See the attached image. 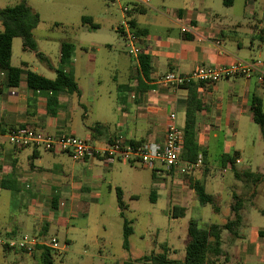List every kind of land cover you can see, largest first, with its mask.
<instances>
[{"label": "crops", "instance_id": "0c3cea01", "mask_svg": "<svg viewBox=\"0 0 264 264\" xmlns=\"http://www.w3.org/2000/svg\"><path fill=\"white\" fill-rule=\"evenodd\" d=\"M44 1L55 6L62 5L64 11L70 3L88 2ZM105 1V11L97 17L109 19L113 15V6L117 5L120 14L115 20V29L122 37L118 29L126 17L122 0ZM176 1L179 3L151 0L149 5L142 7L137 5V0L128 1L131 3L126 4L130 6L128 17L140 36L142 54L150 57L151 68L145 75L140 63L125 48V55L130 58L128 72L121 81L117 73L113 75L114 85L108 90L101 91L98 86L101 79L93 75L88 77L86 87L81 86L75 73L76 45L68 40L59 41L61 67L58 68L72 71L80 93L71 90L58 93V104L53 114L48 109L49 96L53 95L51 90L33 91L25 74L16 86H7L6 83L9 66L24 67L50 79L56 77L57 67L42 52L46 57V60L41 59L45 66L25 59L14 62L12 43L10 55L0 68V127L24 125L52 134H73L88 139L97 148L106 147L115 139L160 143L165 139L171 112H176L178 126L185 129L189 93L193 89L204 104L196 111V139L202 164L196 166L194 162L183 159L176 169L167 170L161 167L164 166L161 162H157L153 173L158 179L155 185L165 188L170 214L176 218L185 216L193 205L206 204L199 197L196 184L203 186L214 197L218 206L215 212H220L218 201L222 191L219 187L223 178L232 173L235 182L228 191L229 220L236 218L233 208L237 205L239 222L234 232L222 231L223 253L212 257L209 264H264V237L259 234V230L264 228V197L259 202V195H264V165L258 163L264 157V124L255 121L253 109V100L257 99L264 113V81L237 73L214 84L195 80L193 84L178 89L155 84L159 76L175 69L191 73L202 65L217 67L264 61V0H242L239 10L235 9L237 0H222L226 8L224 12H218L213 4L202 5L200 0ZM28 3L41 18L39 9L34 8L31 0ZM62 15L69 14L65 12ZM84 16L92 18L93 22L95 20L94 15L80 13L81 22ZM60 22L66 27L72 24L66 19ZM97 25L98 30L100 25ZM184 26L190 27V31L183 33ZM82 27L96 30L83 22ZM63 41L74 44V52L66 59L61 56ZM87 42L102 44L96 38H90L89 41H80L79 48H87L83 45ZM99 46L97 50H100ZM91 57L94 58V55ZM47 71L54 72V75H47ZM101 97L105 99L102 102ZM95 105L102 114L95 123L88 124V106L94 108ZM28 148L32 149L30 153ZM43 151L54 156L48 166L43 165ZM61 153L71 157L67 152H52L41 147L19 148L8 143L0 144V188L14 189L24 207L21 217L11 219L4 228L0 227V239L27 234L37 237L40 242H47L51 228L54 227L56 232L65 228L68 232L74 227L72 219L78 215L86 216L90 202L100 199L105 173L113 172L115 162L111 165L96 157L84 160L71 157L74 163L69 166L64 158L57 157ZM118 162L141 165L137 162ZM103 164L109 167H103ZM108 187L111 189L112 185L109 183ZM118 187L124 198L122 187L114 186L115 190ZM210 187L212 191L208 189ZM151 195L156 201L159 196L157 189ZM57 234L51 238L58 241ZM70 242L71 239L66 237L64 253ZM165 246L173 250L169 245ZM40 257L41 250L36 248L28 254L5 251L0 247V264H41Z\"/></svg>", "mask_w": 264, "mask_h": 264}, {"label": "rangeland", "instance_id": "374dc122", "mask_svg": "<svg viewBox=\"0 0 264 264\" xmlns=\"http://www.w3.org/2000/svg\"><path fill=\"white\" fill-rule=\"evenodd\" d=\"M20 1L0 0V7L15 5ZM128 1L122 0V4L124 6L126 4L131 5ZM200 1L202 5L213 4L218 12L226 10L222 0ZM31 2L34 8H38L41 12L40 22L33 32L38 49L50 59L55 67H61L59 41L68 40L76 45L75 73L81 86H87L90 75L101 79V83L98 85L101 91L108 90L114 85L112 76L116 73L119 75L118 79L120 81L124 79L128 72L130 58L125 55L124 40L115 29L120 14L117 5L113 6L112 9V14L117 17L110 15L109 19H103L97 17V15L105 11V0H88L85 4L70 3L67 6L68 8L66 7V11H64L62 5L57 4L55 6V4H50L44 0H31ZM241 2L242 0H237L235 9H240ZM171 3L177 4L179 1L171 0ZM108 4H111V2ZM65 12L69 15L63 16L62 14ZM80 13L94 15V22L99 24L100 28L92 31L84 29ZM62 19H66L72 24L68 27L64 25L55 26V23H61ZM2 29L3 25L0 22V31ZM90 38H96V41L102 44L99 46V44L92 45L91 42H87L83 44L87 48L80 49V41H89ZM13 41L14 62L25 59L36 63V65L45 66L34 51L23 50L22 38L16 37ZM98 46L100 50H97ZM91 55H94V58ZM46 73L47 75H54V72L47 71ZM104 100V98H100V102ZM88 109L89 117L86 122L88 124L95 123L102 111L97 105L94 108L88 106ZM111 115L113 116V113ZM31 150V148H28L27 152L30 153ZM42 155L43 165H50L54 156L44 151ZM57 157L64 158L69 166L74 163L67 154L61 153ZM258 163L264 165V157ZM104 166L106 165L103 164ZM114 166L113 172L106 170V180L101 187V197L97 202L95 200L90 202V208L86 216L78 215L73 218L74 227L68 232L65 228H59L58 232L54 227L49 230L48 242H51L53 234L58 233L57 245L63 249L66 237L71 239L66 253L63 252V255L62 253H54L55 264H115L124 261L145 264V262L139 260L152 253L164 252L165 245H169L173 249L168 251L169 258L182 260L186 253L190 219H198L200 225L206 227L213 223L223 224L230 218V196L228 191L235 182L232 173L223 178L219 187L222 191V197L218 201L221 206L220 212H215L211 203L196 204L189 208L185 216L176 218L170 214V204L166 198L165 188H157L155 185L158 180L153 175L155 170L143 165H124L118 161H115ZM161 167L165 168V166ZM109 183L112 185L111 189L108 187ZM115 185L122 187L124 190L123 199L127 204V207L124 208V217L120 214ZM156 189L159 196L155 201L152 199L151 193ZM208 189L213 190L212 187ZM131 195H135V197L132 198ZM263 197L264 195H259V202L263 200ZM23 208L21 197L14 189L0 188V227L4 228L11 219L21 217L24 214ZM125 219L133 227V233L129 237V248H125L123 245ZM0 247L5 251H10V249L1 245ZM99 249H101V252H99Z\"/></svg>", "mask_w": 264, "mask_h": 264}, {"label": "trees", "instance_id": "16d2710c", "mask_svg": "<svg viewBox=\"0 0 264 264\" xmlns=\"http://www.w3.org/2000/svg\"><path fill=\"white\" fill-rule=\"evenodd\" d=\"M0 22L3 29L0 31V68L10 55L13 39L16 37L22 38V47L24 50L34 51L41 59L46 60V57L38 51V44L34 38V29L40 22V15L34 12L29 5L28 0H21L19 3L7 7H0ZM82 22L87 24L90 29L98 28L92 18L84 16ZM133 25V22H131ZM61 25L55 23V26ZM74 52V44L72 42L63 41L61 44L62 59L71 57ZM26 65V64H23ZM141 70L145 75H148L150 66V57L144 54L140 55ZM56 77L54 79L47 78L34 71L27 70L24 67L9 66L7 72V86L18 85L20 78L25 74L28 86L33 91L44 92L51 90L53 95L49 96V113H55V106L58 104L57 94L68 90L80 93L78 83L72 71H67L64 68H57ZM195 81L189 83L193 84ZM202 83V82H201ZM204 106L201 100L197 98V94L193 89L190 90L188 99V108L186 113V125L184 129V146L182 158L195 162L200 154V148L196 139V111ZM254 119L263 125L264 113L260 101L253 100ZM97 125L93 127L95 130ZM264 177V174H263ZM195 189L199 197L205 203H211L214 210H218V206L214 202V197L208 194L203 186L196 184ZM118 205L121 208L120 214L124 217V208L126 206L123 199L121 188H116ZM236 218L227 221L225 224H210L206 227L200 225L198 219L192 218L188 224V236L186 241V253L183 260L171 259L168 257L169 248L164 246V252L152 253L142 257L139 261L147 264H209L212 257L220 256L223 253L222 249V231L224 229L234 232L239 222V207L233 208ZM133 233V227L130 222L125 219L123 227L124 247L129 248V237ZM260 236L264 237V228L259 230ZM36 249L41 250V264H55L54 253L52 249L45 245H37ZM115 264H136L133 261H124Z\"/></svg>", "mask_w": 264, "mask_h": 264}, {"label": "built area", "instance_id": "2783aa9c", "mask_svg": "<svg viewBox=\"0 0 264 264\" xmlns=\"http://www.w3.org/2000/svg\"><path fill=\"white\" fill-rule=\"evenodd\" d=\"M151 0H137L138 6H147ZM130 6H124L125 18L119 26V30L124 40L126 51L137 62L140 63L142 46L140 36L134 30L131 20L128 17ZM190 31V27H182V32ZM243 73L246 77L255 76L260 82L264 81V61L254 60L251 62H239L232 66H199L191 73H183L178 69L169 71L155 80L158 87L181 88L192 81L200 80L208 84H214L222 78ZM176 112L169 116V123L163 142H126L115 139L106 147H94L90 141L84 137L73 134H52L36 130L34 128L17 125L11 127H0V144L8 143L15 147H41L52 152H67L74 160H84L87 157L100 158L107 164L115 161L128 163L137 162L153 170L156 169L157 162H161L167 170L176 169L183 161L182 152L184 146V130L176 122ZM202 164V155L194 162V165ZM42 244L52 249L53 253L63 252V248L57 245V239L51 238V242H40L37 237L23 235L18 238H1L0 245L10 249L19 250L28 254L34 252L36 246Z\"/></svg>", "mask_w": 264, "mask_h": 264}]
</instances>
